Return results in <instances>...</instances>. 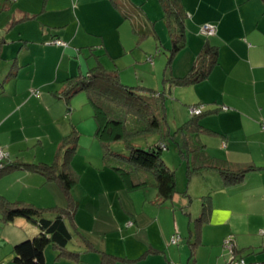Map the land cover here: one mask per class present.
<instances>
[{
	"label": "crops",
	"instance_id": "obj_1",
	"mask_svg": "<svg viewBox=\"0 0 264 264\" xmlns=\"http://www.w3.org/2000/svg\"><path fill=\"white\" fill-rule=\"evenodd\" d=\"M1 1L0 149L8 153L9 165H52L56 161L59 166L64 164L69 147L64 148V139L73 129L80 134L79 125L86 120L76 118L75 109H79L82 100L74 101L84 91L69 101L63 98L69 79L86 76L101 65L107 71L117 72L122 83L129 86L122 71L139 62L122 59L126 61L128 54L133 53L134 47L129 46L135 43L136 37H140L141 43L153 42V51L160 52L159 55L163 54L157 45L159 42L164 50L171 48L170 34L165 36L158 25L162 20L165 22V14L160 11L163 17L158 21L155 17L159 14L153 18L134 3L138 17L144 20L142 28L134 22L127 26L118 13L119 5H114L113 0H17L10 2V8L7 0ZM181 3L186 43L174 58L170 77L166 73L163 77L167 114L170 109H180L181 118L173 124L176 130L191 119V108L202 107L200 124L209 132L201 134L200 142L206 150L233 167H254V170L232 186H225L217 170L196 176L198 181L213 180L212 190L208 188L209 193L202 197L209 203V211L199 221L203 207L192 211L176 196L159 206L155 188L132 190L121 174L107 166L103 155L100 166H93L90 159V166H82L81 170L72 164L74 154L72 169L81 175L80 181L85 182L86 188L80 193L83 198L73 195L78 203L74 220L77 230L69 250L81 251L84 240L96 249L85 253L79 264L185 261L186 264H225L227 257L222 244L227 237L234 238L236 248L248 263L264 262L258 256L264 253V237L259 235L264 232V0H181ZM204 25L215 26L216 35L204 38L200 32ZM141 31L147 36H142ZM125 37L133 40L127 47L123 43ZM58 39L68 47L51 43ZM207 43L218 51L217 64L207 79L182 87L165 82L171 77L186 76ZM6 45H12L10 56L5 54ZM156 58H149L147 62L156 67ZM160 62L165 68L166 59ZM34 91L40 95L34 96ZM168 126L172 131L171 123ZM94 136L97 137L96 133ZM179 156L186 161L180 153ZM165 159L171 167L168 155ZM85 175L104 179L86 181ZM0 197L9 203L43 210V215L50 219L66 209L68 203L56 180H49L25 166L0 176ZM167 203L170 205L165 210L162 206ZM82 209L90 218L82 224L86 226L79 222ZM117 209L122 213V222L118 220ZM171 211L176 225L167 234L163 225L171 223ZM1 219L2 216L0 238L12 247L39 234L38 227L27 219L19 218L12 223ZM113 222L117 226H113L115 235L109 229ZM180 223L186 226V231ZM92 227L93 235L90 234ZM172 235L180 236L182 241L185 235L190 246L196 241L197 245L191 251L185 246L170 248ZM6 256L0 255L1 264L6 263ZM57 256V251L48 248L46 264H75L58 260Z\"/></svg>",
	"mask_w": 264,
	"mask_h": 264
},
{
	"label": "trees",
	"instance_id": "obj_2",
	"mask_svg": "<svg viewBox=\"0 0 264 264\" xmlns=\"http://www.w3.org/2000/svg\"><path fill=\"white\" fill-rule=\"evenodd\" d=\"M16 1L11 0L12 3ZM113 2L118 7L117 0ZM159 2L165 14L164 19L169 24L173 23V27L170 25L171 48L168 56V66L172 69L174 58L185 48V13L181 0H159ZM140 33L142 36L147 34H143V31ZM55 41L51 43L56 45ZM217 55V48L207 43L196 64L186 76L171 77L165 79V82H170L174 87H182L207 79L217 64ZM150 58L154 59V57ZM2 86L0 83V89ZM81 91L87 92L89 102L94 109V118L97 122L96 135L101 140L104 149L103 159L107 166L121 174L132 190L155 188L158 192L159 206L172 200L176 194V173L168 165L164 156L165 150H168V143H174L176 149L187 161V175L190 179L204 172L217 170L225 186H232L243 180L248 172L254 170V167H233L227 162L214 158L206 150L205 145L200 142L201 134L209 132L200 124V117L203 114L201 116L190 114L191 119L188 122L173 132L170 131L164 91L160 92L145 86H127L122 83L117 72L107 71L101 65L91 69L86 76L69 79L63 98L69 101ZM79 136L77 129H73L72 133L64 139V148L69 147L63 165L59 166L57 161L52 165H21L60 184L66 195L68 207L56 213L55 218L45 217L44 211L36 207L9 203L0 197L3 222L12 223L19 218H24L39 229L37 236L13 247L15 264H46L48 248L57 251L58 260L65 259L75 264L82 261L85 253L96 251L87 240L83 241L84 247L81 251L69 250L76 236L74 231L77 230L74 227V220L78 203L73 198L72 189L78 183L79 176L72 169L71 157L76 152ZM150 136H157V142L146 146L136 143L138 139ZM120 143L123 144L124 150L113 151L111 145ZM21 166L9 165L5 161L0 167V176ZM208 204L205 200L199 221H202L209 211ZM230 242L232 243V240ZM196 245L197 241L191 247ZM231 253L236 258L244 259L235 244L232 245ZM245 262L264 264V262L248 263L246 260Z\"/></svg>",
	"mask_w": 264,
	"mask_h": 264
},
{
	"label": "rangeland",
	"instance_id": "obj_3",
	"mask_svg": "<svg viewBox=\"0 0 264 264\" xmlns=\"http://www.w3.org/2000/svg\"><path fill=\"white\" fill-rule=\"evenodd\" d=\"M10 2H11V0L10 1L7 0L8 8L12 7ZM117 2H118L119 7H120L118 13L122 16V18L124 19L127 26L131 25L132 22H134L135 26H138L140 28H142L144 26V20H142L143 18L138 17V15H137L138 9H136V11H135V8L133 7L132 3H134L135 5H140V9L142 8L146 14L149 13L150 16H152L153 18H154V16H158V14H159V17H155V18H158V21L161 17H163L160 15V11L162 12V15H164L163 14L164 12H163V9L160 5L159 0H117ZM0 4L2 5L3 1H1ZM143 16H144V14H143ZM166 22H167V20H165V22L162 20V21H160V23L158 25L160 27V30L164 31L165 36L167 34L169 37V34H170L169 28L171 29V26L173 27V23L169 24L168 22L167 23ZM202 36L204 38H206L205 35H202ZM132 41L133 40H131L130 37L129 38L125 37L123 43L127 47L128 45L132 44ZM150 41H152V40H150ZM134 42L135 43L133 45L129 46V48L131 46L134 47L133 53L128 54L126 61L124 59H122V60L124 62H127L129 59H131V61H134V63H136L135 60H138L139 64L136 63V65H134V66L128 65L127 68L124 71H122V74L125 75L124 76L125 82H127L129 84V86H135L136 87V86L142 85L145 87L153 88V89L158 90V91L164 90V88L162 87L163 86V84H162L163 83V77H164L165 73H166L167 77H170V75H171V67L168 66L169 49H168V51L164 50V46H162L161 43L159 42L157 45L159 46V50H161V52L163 53L162 54L163 56L159 55L156 58V56L158 54H157L156 50L153 51V48H152L153 42H149V40H148L146 42L141 43L140 37H136V40ZM10 46L12 47V45H10ZM10 46L6 45V49H5V50H7L5 52V54L6 53L9 54V56H10V53H9L10 52ZM151 56H153L154 59L156 58V61H155V64L157 65L156 67H154L152 62H147ZM162 58L166 59L165 68H164V65H162L160 62ZM2 63L5 64V62H2ZM119 68H122V67L119 66ZM119 70H121V69H119ZM80 99L82 100V103H80L79 109H75V110H76V118L83 117L86 119L85 122H82L79 125L80 134L83 135L84 137L81 136V143L77 149V152L74 155L75 156L74 157L75 162L73 159L74 163H72V164H74L77 168L80 167V169L82 170L84 166H87V167L90 166V164H89L90 159L92 160V162L94 164L93 166H95V165L97 167L100 166V163H101L100 158L103 155L104 149L102 147L101 140L98 137L94 136V134L97 131V122L94 118V109L88 101V96H87L86 91H84L82 94L78 95L74 101L77 102L78 100L80 101ZM72 110H74V109H72ZM175 111H177V112L175 113ZM167 117H168L167 118L168 122L171 123V126L173 127V130H172V132H173L175 130V127L173 126V124L175 122H178V120H180V118H181L180 117V109H174V111H173V109H170L168 114H167ZM183 122L180 124H183ZM90 125H93L94 128L91 129L89 127ZM157 140H158L157 136H150V137L138 139L136 141V143L143 145V146H146L147 144H152V143L156 142ZM94 142H95V144H94ZM111 147H112L113 151L116 149H118V150L123 149L124 150V146L122 143L112 144ZM164 155L165 156L168 155V160H170V162H171V167L173 168V170H175V173H176V194H175V196L180 197L182 203L183 204L185 203L186 206L188 205L189 207H191L192 211H197V210L201 209L202 205L205 201V199L202 200V197L205 196L204 195L205 193H209V191H207L208 188L210 190H212L211 186L213 185V180L208 178L206 180L205 179L199 180L200 181L199 182L195 176L190 179L187 175V170H188L187 161H183L181 159V157L179 156V153L177 152L176 148L174 147V143H171L170 150H165ZM166 159H167V157H166ZM86 162H88L87 165H84V164H86ZM92 173H93L92 171H89V175H92ZM77 175L79 176V173ZM85 177L86 178L84 180H86V181H87V179H93V180L99 182L98 178L100 179V181L102 179H104V178H100L99 176L96 178L93 176H86L85 175ZM80 179H81V175L79 177L78 183L72 189V190H74L73 191L74 193H72V194L74 196H76L77 198H83L82 194H80V193H82L83 191L85 192V188H86L85 182H83V181L81 182ZM202 192H204V193H202ZM206 198L208 199L209 197H206ZM169 205L170 204L167 203L164 206H162V208H166L165 210H167L169 208ZM67 207H68V203L66 204L65 208H67ZM54 210H56V209H54ZM81 211L82 212H80V213H82V214L80 215L79 222H80L81 226H86V225H82V224H84V222H88L90 220V218L84 212L83 209ZM105 212L108 213V211H103V214H105ZM115 212L118 214V220L120 222H122L123 218H122L121 211L119 209H117ZM171 214H172L171 215V223L168 226L163 225L164 226L163 230L167 234L172 232L173 227H174L173 224L176 225V223L174 221L173 211H171ZM104 216H106V215H104ZM0 218H1V216H0ZM0 224H1V222H0ZM112 224H111L110 228L105 227V229L109 228L112 231V235H115V228H117V226L114 224V222ZM180 225H181V223H180ZM1 228H0V237L2 235ZM98 228L102 229L101 226H98ZM181 228H183V230H185V231L187 230L186 226L181 225ZM126 230L127 229L125 228V230L123 231V234L126 233L125 232ZM90 234L93 235V227H92V229H90ZM174 234H177V232L175 231ZM259 235L264 237V232L261 231V233H259ZM172 236L170 237V244H169L171 246L170 248L173 247V249H179L182 246H185V247H187V249H189L191 251L192 248H191L190 244L188 243L189 241H187L185 235H183V241L181 239L178 245H172L171 244ZM230 240H232L231 245L235 244L234 238H231V237H227L223 241V244H222L223 250H224L225 255L227 257L225 264H228L231 261V259L233 258V254L231 253V249L225 247V242L230 241ZM260 242L261 241H259V243ZM261 244L262 243H260V245ZM179 245H180V247H179ZM0 255L1 256L7 255L5 257V262H6L5 264H15L13 262L14 254H13L12 245H9L6 242H3L1 240V238H0ZM263 255H264V253L259 254L258 256L261 258H264ZM258 256L256 255V257H258ZM186 262L187 261H185L183 263H179V264H186ZM173 264H177V263L174 262Z\"/></svg>",
	"mask_w": 264,
	"mask_h": 264
},
{
	"label": "built area",
	"instance_id": "obj_4",
	"mask_svg": "<svg viewBox=\"0 0 264 264\" xmlns=\"http://www.w3.org/2000/svg\"><path fill=\"white\" fill-rule=\"evenodd\" d=\"M216 33H217V29L213 25H204L203 27H201V34L205 35L206 37H212V36L216 35ZM54 44L62 46V47H68L67 43L62 42L60 40H56L54 42ZM33 95L39 96L40 92L34 91ZM190 114L192 116H201L203 114V108L202 107H193L190 109ZM8 156H9L8 153H6L4 150L0 149V167L3 166V163L7 160ZM180 240H181L180 236L174 235L171 238V244L172 245H178ZM225 246L227 248L232 249V245H231L230 241H226ZM228 264H247V263L245 262L244 259L236 258L233 256V258L231 259V261Z\"/></svg>",
	"mask_w": 264,
	"mask_h": 264
}]
</instances>
